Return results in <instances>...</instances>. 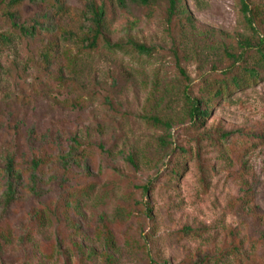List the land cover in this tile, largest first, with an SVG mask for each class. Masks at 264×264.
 I'll return each mask as SVG.
<instances>
[{
    "label": "rangeland",
    "instance_id": "1",
    "mask_svg": "<svg viewBox=\"0 0 264 264\" xmlns=\"http://www.w3.org/2000/svg\"><path fill=\"white\" fill-rule=\"evenodd\" d=\"M10 1L0 264H264V0H246L247 16L240 0H181L171 17L165 0ZM233 76L247 81L212 101Z\"/></svg>",
    "mask_w": 264,
    "mask_h": 264
},
{
    "label": "trees",
    "instance_id": "2",
    "mask_svg": "<svg viewBox=\"0 0 264 264\" xmlns=\"http://www.w3.org/2000/svg\"><path fill=\"white\" fill-rule=\"evenodd\" d=\"M23 0H11L9 4H11L13 7L19 5ZM30 2H40V3H44L47 0H28ZM119 4L121 5V7H125V3L127 0H118ZM131 1H135L140 3L141 5L146 6L151 0H131ZM167 3V9H166V13L168 16H175L177 14L180 13L181 10V0H165ZM241 2V8L242 11L245 13V15L247 16L249 14V7L246 3V0H240ZM65 12V9L62 5H60L56 10H55V14L57 18H60L61 16H63ZM103 10H99L97 12H93V15L95 17L94 20V27L92 30V37L90 39L89 42V47L92 48L96 45V39L99 35L100 32V28H101V20H102V16H103ZM250 18V17H249ZM15 28H17V30L21 33V34H26V32H29L28 29L24 28L23 26H16L14 25ZM6 42H10V36L8 35H3L0 34V43H6ZM247 46L250 48L251 45L247 43ZM117 47V46H115ZM134 50H136L139 54L141 55H150L151 51L147 48H145L142 45H134L133 46ZM255 56H257L260 64L264 65V40H258L257 41V46L254 52ZM241 68H239L238 70H240ZM243 70L240 71L241 74L243 73L244 77L247 78V80H255V78L258 77V72L255 69H247V68H242ZM247 80H243L241 79V77H232L231 78V83H220L219 86L214 89L211 90V100H215V99H219V98H223L224 93H226L229 90L230 86H233L235 88H240L243 87V84L245 83V81ZM207 102V101H206ZM207 105H205L204 103L202 104L201 101L198 100H190L189 102V110L188 113L191 117V119L195 120L196 118H200V117H206L207 113ZM212 135H206V137L208 139L211 138ZM217 136V135H216ZM215 136V137H216ZM219 139H226L229 134H220L218 135ZM215 139H213L212 141H214ZM12 161H8L7 163V168L5 171V175H6V181H5V186H6V196L8 199H12L14 197L15 194V188L18 186V180L15 179L13 173H12ZM230 252V250H229ZM231 253L235 256H238L240 254V251L237 247H234V249H232ZM227 254V253H225ZM240 258V257H239Z\"/></svg>",
    "mask_w": 264,
    "mask_h": 264
}]
</instances>
